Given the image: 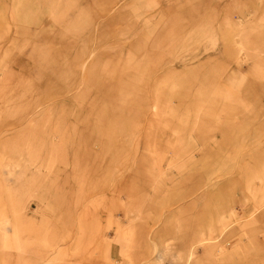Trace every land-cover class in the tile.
I'll use <instances>...</instances> for the list:
<instances>
[{
    "label": "rangeland",
    "instance_id": "rangeland-1",
    "mask_svg": "<svg viewBox=\"0 0 264 264\" xmlns=\"http://www.w3.org/2000/svg\"><path fill=\"white\" fill-rule=\"evenodd\" d=\"M0 264H264V0H0Z\"/></svg>",
    "mask_w": 264,
    "mask_h": 264
}]
</instances>
